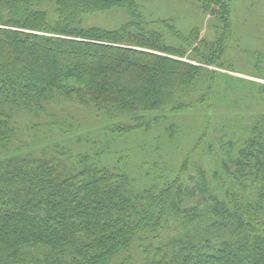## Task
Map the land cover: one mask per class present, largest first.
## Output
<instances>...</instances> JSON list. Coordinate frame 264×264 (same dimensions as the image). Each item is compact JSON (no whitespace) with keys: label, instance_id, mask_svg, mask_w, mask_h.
Masks as SVG:
<instances>
[{"label":"trees","instance_id":"obj_1","mask_svg":"<svg viewBox=\"0 0 264 264\" xmlns=\"http://www.w3.org/2000/svg\"><path fill=\"white\" fill-rule=\"evenodd\" d=\"M233 1L199 0L209 42L173 0H0V264H131L134 251L141 264H264V84L211 69L237 72ZM109 14L120 22H89ZM60 107L116 141L179 113L201 127L178 168L146 169L138 151L26 138ZM63 119L62 143L77 128Z\"/></svg>","mask_w":264,"mask_h":264},{"label":"rangeland","instance_id":"obj_2","mask_svg":"<svg viewBox=\"0 0 264 264\" xmlns=\"http://www.w3.org/2000/svg\"><path fill=\"white\" fill-rule=\"evenodd\" d=\"M153 3L161 5V0H151ZM158 1V2H157ZM177 7L186 8L185 11H188L184 14V23L186 26L198 25L201 28V37L206 38L209 42H213L215 37L218 35L215 21L210 18V16L199 13V0H173ZM255 2V7L260 9V17L255 21V23L247 22V18L251 17L252 9L249 8L251 2ZM175 9V6H173ZM233 10L235 13V21L233 23L234 30L230 34V40L227 44L228 51L227 58L231 59L233 66L237 69V72H229L220 68L211 67V69L218 72L229 73L234 77L243 78L249 81H254L259 84H264V0H234L233 1ZM191 12V13H190ZM181 20V19H180ZM89 22L96 25L111 26L120 22V17L117 15H101L94 16L90 18ZM238 38L242 39L241 42L242 48H237L235 45ZM233 39V40H232ZM244 42V43H243ZM259 58V62L254 61L252 56L249 55L251 52H256ZM257 62V67H256ZM239 70V71H238ZM255 73V74H254ZM58 110V111H57ZM63 110V111H62ZM57 114L62 111L65 112V115H58L49 119L50 117L44 116L39 120H35L34 124H30V128L33 129L31 132L26 131V138H29L30 141L36 140L37 137H52V149L59 144L60 146H66L70 150H79L78 146L82 147V150H86V146L95 147L96 149L101 150L103 147L107 151H118L122 152V149L134 150L135 154L138 151L139 154H142L138 157V160L133 163V165L141 166L144 156H148L145 162L144 167L146 169L153 168L158 161L161 164H167L171 168L176 169L180 165V160L183 159L184 155L192 149V144H194L197 133L190 134L191 126H195V129L201 127L200 119L196 117V114L191 112L179 113L170 115L165 121L161 120L160 123L155 124L150 132H140L135 135L128 136L126 139L122 140H113L115 136H99L95 133L96 129L102 125L91 118V116L83 109H74L70 107H65L64 109L60 107L55 110ZM70 116L75 117L76 120L80 123L77 124L76 121H72ZM63 118H67L68 121L73 122L77 126L76 133H70L69 136L64 139V143L61 142L60 137L55 136V133L59 134V130L55 129L58 123L63 122ZM95 122H98L96 124ZM41 124V126L35 129L36 124ZM172 126H180V133H178L177 138H170L169 133L171 132L168 129H171ZM174 128V127H173ZM176 128L174 129V131ZM92 132V133H91ZM53 134V135H51ZM45 135V136H44ZM70 137L71 140H68ZM83 139L89 143L81 142L78 144V140ZM102 141V143H101ZM109 141V142H108ZM108 144V145H107ZM109 146L107 149L105 146ZM44 149V148H42ZM51 149V150H52ZM141 150V151H139ZM143 150V151H142ZM51 152V151H49ZM160 152V153H158ZM205 152V151H204ZM159 154V157H157ZM207 157L212 158L209 153ZM198 156V155H197ZM163 160V161H160ZM165 160V161H164ZM172 160L175 162L173 163ZM198 162H203L200 158L196 157ZM171 161V163H170ZM206 161V159H205ZM192 173H195L193 170ZM38 251L36 249H30L28 251L29 255L36 256ZM131 264H141V258L139 256V251H134L132 259L130 260Z\"/></svg>","mask_w":264,"mask_h":264}]
</instances>
